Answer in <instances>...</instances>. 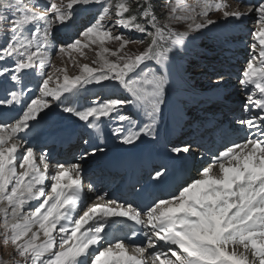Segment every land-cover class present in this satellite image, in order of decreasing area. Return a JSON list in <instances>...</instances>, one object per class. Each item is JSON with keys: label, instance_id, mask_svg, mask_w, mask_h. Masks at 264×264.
Segmentation results:
<instances>
[{"label": "snow or ice", "instance_id": "1", "mask_svg": "<svg viewBox=\"0 0 264 264\" xmlns=\"http://www.w3.org/2000/svg\"><path fill=\"white\" fill-rule=\"evenodd\" d=\"M80 5L99 6L96 17L77 38L55 45L56 51L71 60L73 53L84 57L85 49L94 50L96 66L83 64L71 77L66 69H55L64 74L62 81L60 76L54 80L55 73L45 76L54 29L69 22ZM228 7L225 0H195L191 5L185 0H135L134 12L131 0H0V110L20 106L12 122L0 111V218L4 244L14 247L23 264H264V0L248 5L246 13ZM214 11L225 20L253 12L256 16L249 59L238 76L246 91L243 107L253 113L238 123L249 134L210 153L197 177L168 197L134 205L97 194V203L81 209V165H50L46 155L37 157L18 134L62 96L84 85L115 82L126 98L94 101L82 110L64 106L63 112L96 130L102 119L118 121L121 127L113 134L123 145L152 135L168 84L160 73L172 46H182L190 32L215 25L209 18ZM133 31L148 37L142 52L125 51L130 43H143L125 35ZM110 43L118 47L109 48ZM33 70L43 77L39 95L25 100L29 89L22 76ZM125 106H135L148 123L135 124L121 112ZM190 148L172 146L169 159ZM97 150L104 151L94 149L92 155ZM87 155L86 150L83 158ZM165 175L162 165L150 178L162 182ZM114 218L123 221L117 230L128 222L132 227L124 237L106 239ZM138 232L144 241L130 244Z\"/></svg>", "mask_w": 264, "mask_h": 264}, {"label": "rangeland", "instance_id": "2", "mask_svg": "<svg viewBox=\"0 0 264 264\" xmlns=\"http://www.w3.org/2000/svg\"><path fill=\"white\" fill-rule=\"evenodd\" d=\"M57 2H59V0H57ZM132 2V6H135V0H131ZM185 2L189 5L194 4L195 0H185ZM226 2V1H225ZM247 10V8H242L239 6L234 5L229 6L228 10L232 11V10ZM157 15H161L160 12V8L157 7L156 9ZM211 19H214L216 21H220V20H224L222 13L220 12H212L210 14ZM254 20H256V18H254ZM106 23H113V21H106ZM5 27L7 25H4ZM87 26L84 25V28ZM180 32H184L186 31L185 27H179L178 29H176ZM114 31H123L122 29H114ZM208 32H209V28L203 29L201 31L198 32H190L188 33L185 43L187 45V47L184 46V44L182 46H172L173 47V51L169 54L170 55V60L167 62V67L164 71H168V69L173 71V68L171 66V59L172 57H177V58H181L184 57V54L186 52H188L191 48H194V43L196 39H200L203 37H207L208 36ZM125 35L133 40H142L143 43H130L127 48L125 49L126 52L129 53H138V52H142L144 50V48L147 46V42L146 40L148 39L147 36L136 33V32H125ZM193 38H195V40H193ZM2 37H0V42H2ZM207 45H209V43H206ZM212 44V42L210 43ZM109 48L115 49L116 47H118L117 43H110L107 45ZM170 46V45H169ZM85 56L81 57L78 53H73L72 57L73 59H69L68 56H64L61 55L60 53H58L56 55L55 58H53V62H52V67L51 69L48 71V74L51 73H55L54 74V80L56 76H60L61 81L63 79V74L64 73H60V72H55V69H66V74L68 76H75L78 75L80 72V66L83 64H89L90 66L95 67L96 65L92 64V61L96 59L95 56V51L94 50H89V49H85ZM115 59V58H112ZM193 69L195 70V67H193ZM196 72V70H195ZM206 81L202 82V85L205 84ZM94 84V83H93ZM54 87L56 86L54 83L52 84ZM202 85H199L198 87H201ZM111 88L113 90L119 91L122 88L113 83L111 84ZM3 234H4V224H3V220L2 218H0V264H10L11 262H13V260H20L21 262L22 259L18 256V254H16L14 247L9 243V244H4L3 242ZM21 264V263H20ZM23 264V263H22Z\"/></svg>", "mask_w": 264, "mask_h": 264}, {"label": "bare ground", "instance_id": "3", "mask_svg": "<svg viewBox=\"0 0 264 264\" xmlns=\"http://www.w3.org/2000/svg\"><path fill=\"white\" fill-rule=\"evenodd\" d=\"M176 75L168 76V84L166 87V91L173 93V97L176 99V96L181 99H186V95L191 93V90H189L183 83H181L177 78ZM204 85V84H203ZM165 102V97H164ZM191 100H188V103H191ZM173 105L170 103L169 108H172Z\"/></svg>", "mask_w": 264, "mask_h": 264}, {"label": "trees", "instance_id": "4", "mask_svg": "<svg viewBox=\"0 0 264 264\" xmlns=\"http://www.w3.org/2000/svg\"><path fill=\"white\" fill-rule=\"evenodd\" d=\"M135 10H136V9H135V6H134V7H133V11L135 12Z\"/></svg>", "mask_w": 264, "mask_h": 264}]
</instances>
